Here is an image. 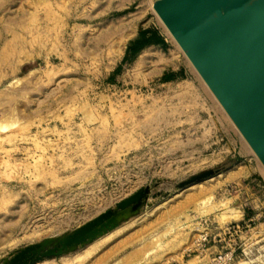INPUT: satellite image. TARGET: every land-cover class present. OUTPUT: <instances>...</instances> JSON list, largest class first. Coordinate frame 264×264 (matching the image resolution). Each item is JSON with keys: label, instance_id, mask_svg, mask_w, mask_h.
Listing matches in <instances>:
<instances>
[{"label": "rangeland", "instance_id": "1", "mask_svg": "<svg viewBox=\"0 0 264 264\" xmlns=\"http://www.w3.org/2000/svg\"><path fill=\"white\" fill-rule=\"evenodd\" d=\"M154 1L0 0V264L140 192L119 227L37 264H210L222 248L194 250L202 216L214 233L240 221L244 250L230 264H264L262 236L240 243L264 230V167ZM145 26L166 49L112 75Z\"/></svg>", "mask_w": 264, "mask_h": 264}, {"label": "water", "instance_id": "2", "mask_svg": "<svg viewBox=\"0 0 264 264\" xmlns=\"http://www.w3.org/2000/svg\"><path fill=\"white\" fill-rule=\"evenodd\" d=\"M153 9L264 166V0H155ZM142 196L10 253L1 264H36L82 248L133 217Z\"/></svg>", "mask_w": 264, "mask_h": 264}, {"label": "built area", "instance_id": "3", "mask_svg": "<svg viewBox=\"0 0 264 264\" xmlns=\"http://www.w3.org/2000/svg\"><path fill=\"white\" fill-rule=\"evenodd\" d=\"M213 218L202 216L197 219L194 226L195 238L193 240L194 250L199 252L209 250V243L221 244L222 250L210 258V264H230L236 259V253L241 249L242 244H238L241 233V224L239 220L229 221L224 225H219V230L213 232ZM215 228H218L215 226ZM262 236L264 240V230L262 233L255 228L249 237L240 243H248L246 248H251L258 243L257 237ZM254 237L255 239H252ZM240 240V239H239ZM244 247V248H245Z\"/></svg>", "mask_w": 264, "mask_h": 264}, {"label": "trees", "instance_id": "4", "mask_svg": "<svg viewBox=\"0 0 264 264\" xmlns=\"http://www.w3.org/2000/svg\"><path fill=\"white\" fill-rule=\"evenodd\" d=\"M147 32H151L149 37L145 40V43L140 47L139 51L140 52L143 48L147 47V46H150V45H158L160 46V48L162 50L166 49L167 47V43L164 39V36L160 35L158 33V30L154 27V28H151V27H148L147 29H144V30H139L137 35L133 38V39H130L128 41V43L126 44V49H125V53L123 55V57L121 58L120 62L118 63V65L115 67V69L113 70V73L112 75H118V72L120 71V69L123 67V66H128V65H132L131 61L127 62L126 61V51L128 50V48L133 44L135 43L142 34H145ZM111 75V76H112ZM243 211L245 212V210L243 209Z\"/></svg>", "mask_w": 264, "mask_h": 264}, {"label": "crops", "instance_id": "5", "mask_svg": "<svg viewBox=\"0 0 264 264\" xmlns=\"http://www.w3.org/2000/svg\"><path fill=\"white\" fill-rule=\"evenodd\" d=\"M148 27H151V28H154L155 26H145V27H141V28H139L138 30H137V32H136V34H135V36L137 35V33H138V31L139 30H144V29H147ZM157 30H158V33L160 34V35H162V33L159 31V29L157 28V27H155ZM150 33L151 32H147V33H145V34H142L141 36H140V38L135 42V43H133L129 48H128V50L126 51V61L128 62H130L131 61V63L133 64L137 59H138V57L145 51V50H148V49H150V48H156V49H160V50H162L161 48H160V46H158V45H150V46H147V47H145V48H143L140 52H138L139 51V49H140V47L145 43V40L149 37V35H150ZM134 36V37H135ZM163 36V35H162ZM133 37V38H134ZM132 38V39H133ZM164 39H165V37H164ZM165 41H166V39H165ZM166 43H167V41H166ZM125 49H126V46H125V48H124V50H123V53H122V56H121V58L123 57V55H124V51H125ZM121 58H120V60H121ZM258 174V173H257ZM264 177V176H263ZM261 177H260V175L258 174L257 175V177H255V178H253V179H251L252 180V184L253 185H255V186H257V187H259V185H258V183L256 182V181H261V179H260ZM250 220V219H249Z\"/></svg>", "mask_w": 264, "mask_h": 264}, {"label": "bare ground", "instance_id": "6", "mask_svg": "<svg viewBox=\"0 0 264 264\" xmlns=\"http://www.w3.org/2000/svg\"><path fill=\"white\" fill-rule=\"evenodd\" d=\"M155 11V10H154ZM157 14V13H156ZM159 17V16H158ZM159 20H160V22H161V24L163 25V27L165 28V30L167 31V33H170L169 32V30L167 29V27L164 25V23L162 22V20L160 19V17H159ZM171 34V33H170ZM171 38H173L174 39V37L171 35ZM175 40V39H174ZM176 41V40H175ZM177 43V42H176ZM178 44V43H177ZM180 47V46H179ZM181 48V47H180ZM182 50V49H181ZM183 51V50H182ZM185 54V53H184ZM194 68V67H193ZM195 69V68H194ZM196 71V70H195ZM197 72V71H196ZM198 74V73H197ZM198 76L201 78V76L198 74ZM201 80L203 81V79L201 78ZM203 83L205 84V86L208 88V86L206 85V83L203 81ZM209 89V88H208ZM210 90V89H209ZM211 92V91H210ZM211 94H212V92H211ZM213 95V94H212ZM213 97L215 98V96L213 95ZM216 99V98H215ZM216 101L218 102V100L216 99ZM218 104L220 105V103L218 102ZM220 107L222 108V106L220 105ZM223 109V108H222ZM223 111H224V109H223ZM225 112V111H224ZM225 114H226V112H225ZM226 116L228 117V119L230 120V122L234 125V123L231 121V119L229 118V116L226 114ZM234 127L236 128V126L234 125ZM237 129V128H236ZM237 131H238V129H237ZM239 132V131H238ZM240 133V132H239ZM241 135V134H240ZM242 136V135H241ZM243 138V137H242ZM243 140H244V142H245V144L249 147V149L253 152V150L251 149V147L248 145V143L245 141V139L243 138ZM254 153V152H253ZM256 156V155H255ZM258 159V158H257ZM259 160V159H258ZM261 163V162H260ZM262 164V163H261ZM264 167V166H263ZM220 176H222V174H219L218 176H217V178H219ZM216 178V179H217ZM212 179H214V178H212ZM211 178H210V180H212ZM237 214V213H236ZM235 214H233V216H234ZM225 216V215H224ZM238 217H239V215H237ZM236 217V215L234 216V218ZM102 237V236H101ZM42 261V260H41ZM40 262V261H39ZM37 264V263H36Z\"/></svg>", "mask_w": 264, "mask_h": 264}]
</instances>
